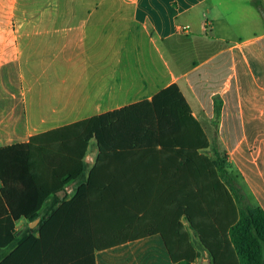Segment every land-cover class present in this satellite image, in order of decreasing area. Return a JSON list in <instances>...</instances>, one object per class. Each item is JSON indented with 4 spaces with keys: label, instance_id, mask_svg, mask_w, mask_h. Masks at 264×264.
<instances>
[{
    "label": "crops",
    "instance_id": "1",
    "mask_svg": "<svg viewBox=\"0 0 264 264\" xmlns=\"http://www.w3.org/2000/svg\"><path fill=\"white\" fill-rule=\"evenodd\" d=\"M263 10L264 0H0V148L176 84L207 134L205 153L223 154L246 203L264 209ZM97 156L93 141L89 170ZM79 182L59 197L71 200ZM138 245L173 264L161 235L97 252V264H127L115 256ZM137 248L124 252L130 264H155Z\"/></svg>",
    "mask_w": 264,
    "mask_h": 264
},
{
    "label": "trees",
    "instance_id": "2",
    "mask_svg": "<svg viewBox=\"0 0 264 264\" xmlns=\"http://www.w3.org/2000/svg\"><path fill=\"white\" fill-rule=\"evenodd\" d=\"M209 147L173 84L150 101L0 148V253L8 252L0 264H97V252L154 235L173 264H198L185 223L210 264H264V209L246 203L227 158L212 159ZM78 181L71 200L59 197ZM20 221L37 226L19 235Z\"/></svg>",
    "mask_w": 264,
    "mask_h": 264
},
{
    "label": "rangeland",
    "instance_id": "3",
    "mask_svg": "<svg viewBox=\"0 0 264 264\" xmlns=\"http://www.w3.org/2000/svg\"><path fill=\"white\" fill-rule=\"evenodd\" d=\"M37 225L34 224V223H28L27 221H20L17 223V230L19 231V235H22L23 233L27 232L30 228H35ZM194 240V239H193ZM140 247H144V248H147L148 250H151L150 253H153L152 255V260L154 261L155 264H165V257H164V249L163 251H159L155 248H150L151 246H142V245H138ZM138 246L134 247L133 249L131 250H135V249H139V250H143L141 248H137ZM130 249L129 250H122V251H119L118 255H116V260H121V261H124L125 263L127 262V264H130L132 263V261L134 260V257L132 258H127V255L124 254V252H130L131 251ZM8 254V252L4 251V252H1L0 253V260L3 259L6 255ZM114 257V258H115ZM105 258V256L103 257V259ZM113 258V259H114ZM208 260L207 259H200L199 262H197L198 264H208ZM107 264H113L111 263L110 261H106ZM145 264H150V263H145Z\"/></svg>",
    "mask_w": 264,
    "mask_h": 264
},
{
    "label": "built area",
    "instance_id": "4",
    "mask_svg": "<svg viewBox=\"0 0 264 264\" xmlns=\"http://www.w3.org/2000/svg\"><path fill=\"white\" fill-rule=\"evenodd\" d=\"M62 194L65 195V196L68 195V194H71V190H70L69 186H67L65 188V190L62 192Z\"/></svg>",
    "mask_w": 264,
    "mask_h": 264
},
{
    "label": "water",
    "instance_id": "5",
    "mask_svg": "<svg viewBox=\"0 0 264 264\" xmlns=\"http://www.w3.org/2000/svg\"><path fill=\"white\" fill-rule=\"evenodd\" d=\"M262 13H263V17H264V10L262 11ZM34 224H37V222H35Z\"/></svg>",
    "mask_w": 264,
    "mask_h": 264
}]
</instances>
